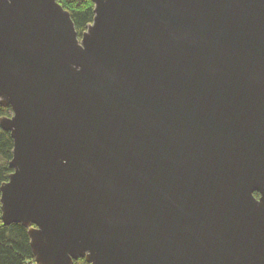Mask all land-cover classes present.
<instances>
[{"label":"water","instance_id":"water-1","mask_svg":"<svg viewBox=\"0 0 264 264\" xmlns=\"http://www.w3.org/2000/svg\"><path fill=\"white\" fill-rule=\"evenodd\" d=\"M0 0V219L35 264H264V0Z\"/></svg>","mask_w":264,"mask_h":264},{"label":"trees","instance_id":"trees-1","mask_svg":"<svg viewBox=\"0 0 264 264\" xmlns=\"http://www.w3.org/2000/svg\"><path fill=\"white\" fill-rule=\"evenodd\" d=\"M70 14L75 30L80 37L86 25L92 22L90 0H56ZM9 108H0V118L9 117ZM12 140L8 133L0 129V186L7 182L11 174L8 163L12 158ZM1 215V214H0ZM0 264H35L30 251L27 230L20 225H4L0 219ZM73 264H86L79 259Z\"/></svg>","mask_w":264,"mask_h":264}]
</instances>
